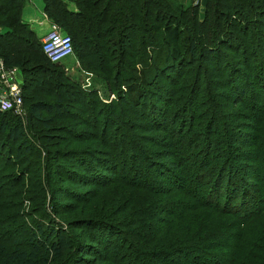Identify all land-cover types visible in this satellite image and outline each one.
<instances>
[{
  "label": "trees",
  "instance_id": "trees-1",
  "mask_svg": "<svg viewBox=\"0 0 264 264\" xmlns=\"http://www.w3.org/2000/svg\"><path fill=\"white\" fill-rule=\"evenodd\" d=\"M24 3L25 0H0V29H7L6 33L0 32V57L6 67L24 70L23 104L27 108L30 127L36 129L32 133L36 140L30 139L22 146L27 157L20 155L21 151L14 146L25 139L26 132L21 119L10 112H0V210L4 206L1 202L7 198L9 186L17 180L14 183L16 188L24 175L37 180L29 199L36 203L37 209L44 206L43 202L40 203L43 201L41 197L46 182L44 177L38 179L42 168H32L34 159L30 155L38 146L46 148L49 154L52 142L63 137L46 134L51 132L52 122L65 123L71 120L73 131L85 125L89 133V125L84 123L87 117L93 115L99 127L98 118L103 115L98 101L84 102L82 96L94 95L83 91L77 92L82 100L79 105L90 104L91 109H79V121L76 114L68 112V97L71 96L69 87L73 83L61 64H53L48 60L42 52L41 43L21 23L20 14ZM43 3L46 17L71 37L73 53L80 65L96 66L97 69H94L104 73L110 91H115V87L121 92L122 88L125 89L127 98L118 96V102L108 104L107 108L111 112L102 122V127L110 125L114 128L116 138L127 137L118 128L124 124L122 119L125 113L124 107H120V110L115 107L111 110V107L118 103L123 105L125 99L132 97L135 92L140 99L143 94H148L151 104L155 105L159 100L156 94L152 95L148 91L159 88L157 80L164 71L169 74L164 79L166 105L165 102L161 104V113L157 116L163 121L170 115L174 119V114L179 112L173 111L172 115L170 111L175 91L181 95L188 93L189 97L181 103L185 104L183 111L189 116L181 118L180 122L171 121L168 125L139 126L135 120L129 124L135 132L140 129L137 134L140 139H146L155 144L153 147L160 146L163 149V155L158 156L156 161L159 165L153 168L156 171L154 178L153 174H144L139 166H134L137 160L134 150L126 154L128 148L123 143L121 146L119 144L120 149H115L122 139L115 138L108 143L104 129L100 139H92L97 142V149L93 155H89L99 171L98 177L91 176L81 166L80 172L67 171L64 178L60 173L63 166L58 163L67 160H63L60 154L54 169L60 182L70 185V188L59 191L63 203L59 206L58 215L66 217V227L78 230L80 235L73 237L64 230H52L45 242L38 240L29 253L25 250L11 252L6 246L8 242L2 237L0 261L3 260L0 264H36L40 259L49 264V260H60L75 250L82 255L76 258L75 263L101 264L104 258L100 252L105 248L103 240L99 238L102 230L98 221L104 220L96 218L97 213L110 214L114 218V215L118 216L116 213L122 214L133 207L136 218L130 220L132 228L127 232L128 239L120 237L122 241L115 254L105 257L109 260L112 258L113 264H264V0H215L212 6H207L202 21L197 18L196 6L182 11L181 6L176 7L169 0H43ZM161 23H164L163 26ZM206 29L210 30L212 40L215 37L211 49L205 51V56L210 60H203L209 71L207 80L202 81L200 66L197 76L191 75L190 85L185 80L192 73L180 70L178 79L174 78L177 75L171 77L176 66L195 64L192 58L197 50L196 37H203ZM232 31L240 37L236 46L228 47L231 45L229 42L234 40ZM181 44L186 47L184 53H181ZM223 44L226 45L221 46ZM158 46L161 48L157 49ZM165 48L170 53L162 69L159 54ZM232 51L236 52V56L229 58ZM222 53L228 55L223 58L224 62H219L217 57ZM183 54L190 56L189 64H186L188 59ZM97 55L101 56L96 61ZM126 62H134L129 70L119 68L116 72L111 69V64L124 67ZM139 67L142 69V78H138L136 72ZM32 69H41L40 73L53 81L49 102L36 99L44 95L46 89L44 84L39 85V81L30 77L28 71ZM127 72L128 76L124 77ZM112 76L115 77V84ZM250 86H255L256 90L247 98ZM58 87L63 92L59 93ZM202 95L203 100L200 99ZM214 98L221 100L214 101ZM128 102H135L134 105L139 106L136 100L130 99ZM238 108L242 113L237 112ZM221 109L232 111L233 116L237 117L231 127L234 130L223 126V133L215 131L214 126L222 121ZM200 113L208 114L204 123L199 122ZM243 125L252 130L251 134L245 135L248 140L247 137L245 140L239 137ZM160 132L166 133L163 136L166 145L157 144L159 138H155V135ZM83 133L78 136V141L73 139L77 133L71 135L72 142L83 147V141H86ZM67 135L62 139L68 140ZM88 135L91 138L93 133ZM132 141L129 143L134 145ZM250 143L255 149L250 148ZM237 144L247 147L238 150ZM252 150H256L257 154L254 155ZM151 154H143L142 157L149 160L157 155ZM121 155L124 156L123 162L120 160ZM250 158H253L255 165L247 163L240 167L235 164L242 160L251 163ZM162 159L167 162H162ZM246 170L253 171L248 175L253 182L245 180ZM48 172L47 168L45 178ZM21 191L19 188L14 193L20 197ZM103 193L108 199L106 205L95 206V201ZM33 195H36L35 199ZM71 201L74 202L69 203ZM18 204L13 203L15 206ZM167 205L171 206V210L163 219V227L150 228L151 223L146 218L157 207ZM19 215L16 214L17 217ZM141 216H144L143 220ZM11 217L0 213V225L6 227L15 223ZM37 230L44 233L42 227ZM116 230L117 227L113 231ZM113 244L114 241L108 239V245L112 247ZM122 244L127 245V251Z\"/></svg>",
  "mask_w": 264,
  "mask_h": 264
},
{
  "label": "rangeland",
  "instance_id": "rangeland-1",
  "mask_svg": "<svg viewBox=\"0 0 264 264\" xmlns=\"http://www.w3.org/2000/svg\"><path fill=\"white\" fill-rule=\"evenodd\" d=\"M169 2H173V4L177 7V6H181L182 7V11L191 8L193 6H196L197 8V18L202 21L204 20V15L205 12L207 10V6H212L213 3L215 2V0H200V2H198L197 4L193 3V0H169ZM172 4V5H173ZM173 5V6H174ZM170 12H172V9L169 10ZM35 14L38 17H41L39 10H35ZM164 23H161V26H163ZM217 32H219V30H217ZM234 40H231L229 42L228 47L231 46H236L238 44V38L240 36L237 37L236 32L232 31ZM138 34V33H137ZM162 34V32H161ZM204 36L196 39L197 41V50H196V54L195 56L192 58L194 61V65H184L183 67H179L176 66L175 69V73L172 75L171 77L177 75V77H174L175 79H178V75L180 73V70H183L184 73L188 72V73H192L189 75L188 78H186V82L190 85V81H191V75L195 76L196 72H197V68H199V66L202 68V81L207 80V76H208V68L207 66L203 63L204 59L210 60V58L208 56H205V51L210 50L211 46H213L214 43V39L215 37H213L214 39L212 40L211 37V33L210 30H205L204 31ZM158 38L160 39L161 36L160 34H158ZM195 38V37H194ZM126 40V39H125ZM226 44H223L221 46H225ZM184 44H181V53L185 51L186 47H184ZM161 48V46H158L157 49ZM169 49H162V52L159 54L160 57L162 58V69L165 67V65L163 64V62H165V58L169 57ZM236 52L232 51L231 53H222L221 56L217 57L219 60V62H224L223 58H225L226 55L229 56V58H233V56ZM207 55V53H206ZM98 57L95 59L97 61V59H99V56L101 55H97ZM107 57L109 56V54L106 55ZM183 56L185 57V59H188V62L186 64H189L190 62V56L187 54H183ZM110 57V56H109ZM103 56L101 58V60H103ZM106 59V58H105ZM134 59V58H133ZM135 60V59H134ZM217 61V60H216ZM215 61V62H216ZM213 62V61H212ZM89 64V63H88ZM115 64V63H114ZM134 64L131 62H126V64H124V67H120L119 65L115 66L113 64H111V69H113L114 71L116 70V72L118 71L119 68H121L123 71L127 68V70H129L131 68V65ZM215 64V63H214ZM28 65V63H27ZM62 68L66 71L65 74H67V76L69 77V79L72 81L73 85H71L69 87L70 90V94L71 96L68 97L69 99V111L70 114H76V117L78 118L77 121L81 120L80 116L77 115V113L79 112V109H81L82 107L85 108V111H89L90 108V104L87 105H79V102H81L82 100H80L79 96L77 95V92H81L83 91L84 93H92L94 96H91L90 94L85 97H83L84 102H88V103H93V101L96 103L97 101L99 102V106H102V111L103 115L101 117L98 118L99 122H100V126L97 127L96 122L94 121V117L93 115H90L89 117L85 118L87 119V122L84 121V123H87L89 126V128H87L89 130V133L86 132L85 130V125L81 126V127H77L76 130L73 131V124L71 123V120L66 121L65 123H60V121H55L52 122L51 126H52V130L51 132H46V134H51L52 136L56 137V138H60L61 136L65 137V135L68 136V140L65 139H59V140H54L52 142L51 145V149H50V153L48 154L46 152V148L42 147L40 148V146L35 147V149H33V154L31 153V157L34 159L33 162V167L34 169H39L42 168L40 170L39 173V178L41 179L42 177H44L43 180H45L46 183H44L43 186V192H42V196L41 197V203H44V206H41V209H37L35 207L36 203L31 202V200L29 199L33 188L36 186L35 182L37 181L36 179H34L33 176H29L27 177L26 175H24V178H21L18 183L21 182L20 185L16 184V188L14 186V183H17V180L14 181L13 185L9 186V192L7 193V198L2 201L1 203L4 205L3 208H1L0 213L1 215H8V216H12L11 218H14L15 223L11 224L8 226L6 225H0V239L2 237H4L6 239L7 243V247L11 252H14V250H25V252L29 253L31 251H33L34 247L38 244V240H40L41 242H45L46 238L49 237L50 231H54L55 229L59 230H64L67 234L73 236V237H78L80 235V232L78 230H73L70 228L66 227V217H61L60 215H58V211H59V206L62 205V198L59 195V191L62 188H70V185H63L60 182V179H58L57 177V170L54 169L55 164H57V161L60 159V154H62L63 160L66 159V162H61L58 163L60 165H62L63 167L60 169V173L61 175L66 178L65 175L68 174L67 171H78L80 172V168L81 166L84 168V170H86L87 172H89L92 175L98 177L99 176V171L96 168L95 164L92 163V160L90 159L89 155H93L92 153L95 152V149H97V146L95 143L97 142H93L92 139H100L102 137V133L103 129L106 131V141L108 139V143H111V141H113L116 138V134L114 133V128L110 125H108V127H102L104 125H102V122L105 118V116L109 115L110 108H107V105L110 104L111 102H118V96L121 99L127 98V96H125V89H123V91L121 92L117 87H115V91H110L109 90V82L106 81L105 77L103 76L104 73L97 71L96 66H90L89 65H85L82 66L80 65V63H77V59H76V55H72L71 57H69L67 60H65L64 62L61 63ZM216 65V64H215ZM213 66V65H212ZM27 68V67H26ZM96 68V69H94ZM140 69V70H139ZM141 68L139 67L138 69H136L138 78H142L143 74L141 72ZM29 72L30 77L35 78L37 81H39L37 84H44L45 89H46V93L44 95H40L37 96L39 100L42 101H46L49 102L50 101V97H49V93L50 90H52L53 88V81H51L49 78H45L44 75H42L41 69H32ZM52 76V74L50 75ZM124 77L128 76V72L127 75H123ZM169 74L168 72L164 71V73L159 75V79L157 80L158 86L159 88H153L151 89L150 92L152 95L156 94V99L159 100L157 101V103L151 104V99L148 96V94H143L142 98L140 99L139 97L137 98V92L132 93V97H129V99H125L124 104L121 105L118 103L117 106H112V108H117V110H120V107H124V115H123V119H122V123H124L123 125L120 124L118 126L119 130L124 132V134L127 135V137L125 138H121V137H117L116 139H122V141H118V143L115 146V149L117 148L120 149L119 147L121 146V143H123L125 145V147L128 148L126 154H129L132 150H134V154L137 155L136 156V162L134 163V166H139V169L144 173V174H153V178L156 177V171L155 169H153L154 167H157L159 164L156 163L158 156H162L163 153V149L160 148V146H156L153 147V143L147 141L146 139H140L138 137V132L140 131V129L138 128V131L135 132V130H133V126H130V123H133L132 121H137L139 126H143L146 124H151V125H156V124H163L167 125L170 124V122H180L181 118H187V116H189L188 113H184L185 111H183V105L182 104V100L186 99V97L188 98L189 95L188 93L185 94H178L175 91V95L172 97V99L174 100V104L171 107V114L173 115V111L179 110V112H176L174 114V119L171 117V115L169 117H167L164 121L162 119H160L159 116H157V114H160L161 111V104H164V102L166 101V97H165V89H164V79H167L165 77H168ZM197 76V75H196ZM113 78V76L111 77ZM89 80V87H85V83H87V81ZM113 83L115 84V77L112 79ZM108 82V83H107ZM250 91H248V96L247 98L250 97V93L254 90H256L255 86L252 87L250 86ZM248 89V88H247ZM175 90L176 87H175ZM57 91L60 93L61 91L63 92V89H61L60 87L57 88ZM121 92V93H119ZM114 96V97H112ZM132 99L133 101H137V103L139 104V106H136L134 104H131V102L129 103L128 101ZM200 99L203 100L204 99V95L200 96ZM214 101H220L221 99H213ZM52 102V101H51ZM133 103V102H132ZM141 105V106H140ZM166 105V102H165ZM205 107V106H204ZM99 110V109H98ZM154 111H156L154 113ZM97 112V110H96ZM155 114L156 116L151 114ZM202 112V111H201ZM238 113H242L240 108H238L237 110ZM221 115H222V121L219 123L217 122V124L214 126L215 131L216 130H220L223 133V126H226L228 129H235V128H231L232 126H234V122L236 121L235 116H233L232 111H228L226 109H221L220 111ZM113 114V113H112ZM203 114V115H202ZM14 115V114H13ZM16 116V115H15ZM200 120L199 122L204 123V121L208 118V114L205 113H200ZM17 118L21 119V123L23 124L24 128H25V139L24 141H19L15 144V149H17L18 151L20 150L21 153L20 155H22L23 157H27V155H24L23 153V148L22 146H24L28 140H34L35 138L32 137V133L36 132V129H33V127H30L28 118V112H27V108L26 106H24L23 104V111L21 113V115L17 116ZM129 120V121H127ZM193 122V120H192ZM93 125V126H92ZM66 126H69L66 127ZM72 126V127H71ZM95 126V127H94ZM244 127L242 128V135H240V139L241 140H245L247 137L248 140V136H245L247 134H251L252 130L250 131L249 129H247V125H243ZM67 130V131H66ZM227 130V129H226ZM38 132L42 133V130L38 129ZM83 131H85V133H83ZM104 131V132H105ZM91 132L93 133V135H91V138L88 134H91ZM77 133V137L73 138L74 140L78 141V136H80L82 133L84 135V139H86V141H83V147L80 146L78 143L72 142V136ZM157 135H155V138H159L157 140V144H163L166 145L164 141V135H166V133H156ZM135 138H134V137ZM82 138V139H83ZM36 140V139H35ZM133 140V141H132ZM129 141H132L134 143V145H131L129 143ZM137 141V142H136ZM25 143V144H24ZM38 143H36L35 145H37ZM120 144V146H119ZM249 145V144H248ZM131 146V147H130ZM137 147V149H136ZM247 145H245V147L242 146V144H237V148L238 150L246 148ZM40 148V149H39ZM250 148L255 149L254 147H252V143H250ZM139 149V150H138ZM253 151V150H252ZM256 151V150H255ZM255 151H253L254 155H256L257 153H255ZM69 152V153H68ZM68 153V154H67ZM152 153L153 155L156 153L157 155L155 157H150V159H146L143 158L142 155L143 154H150ZM151 154V155H152ZM124 156L121 155L120 160L123 162V158ZM253 158H250L251 163H249V161H239L238 163H235L236 166H240L242 167L245 164H251V166L254 164L255 162H252ZM121 161H119V163H121ZM162 162L166 163L167 160H161ZM128 164V163H127ZM258 167L259 164H258ZM47 168L49 169V172L45 178V171H47ZM67 168V169H66ZM245 168V167H244ZM21 169V166L20 168ZM59 169V168H58ZM66 169V170H63ZM145 172H144V171ZM9 171V170H7ZM66 171V172H65ZM94 171V172H93ZM65 173V174H64ZM243 173V172H242ZM250 173H253L252 170H246L244 172V177H246V181L249 183L252 181V179H250V176H248ZM1 174V172H0ZM243 176V174H242ZM61 178V177H60ZM91 178V177H88ZM116 178L118 179V173L116 175ZM113 178L114 181H116L117 179ZM152 178V177H151ZM150 178V179H151ZM160 180V179H159ZM29 181H32L34 183H29ZM112 181V180H111ZM254 181V180H253ZM252 181V182H253ZM2 182L1 176H0V183ZM11 182V181H10ZM116 185V184H115ZM65 186V187H62ZM5 187L8 188V185L5 183ZM28 187V188H27ZM74 187V186H73ZM21 188L22 189V196L18 197L15 195L14 192H17L18 189ZM48 193V194H47ZM80 194V193H79ZM224 194V193H223ZM5 197V195H4ZM33 199L36 198V195L32 196ZM70 198V197H69ZM24 199V201H23ZM106 200H108L106 198V193H103L100 195V198L97 199L95 201V206H104L106 205ZM5 202H7V204H5ZM19 203L18 206L13 205V203ZM74 201H71L69 203H73ZM78 203V201H77ZM90 207H93L92 205ZM133 207V206H132ZM171 207V206H169ZM167 206H161V207H157L155 210L152 211V213L146 218V221H148V223H151V227L153 229H156L158 227H163V219L167 217V212L169 210H171L170 208ZM135 208L133 207L130 210H125L124 213L119 214L116 213L118 216L114 218H112L110 216V214L106 215H102V213H97L96 218H99L101 220L104 221H98V226L99 228L102 230V232H100V236L99 238H101V240H103V249L105 250H101L100 254L103 256V260L101 264H113L112 262V258L109 259H105V257H108L113 254H115V252L117 251V247L120 246V242L122 241L120 239V237L124 240H127L128 238H126L127 236H129V233H127L132 226L129 224L130 220L133 221L134 218H136V214H135ZM176 210V209H175ZM8 211V212H7ZM22 211V212H21ZM7 212V213H6ZM21 212V213H20ZM21 214L19 215L20 217H17L16 214ZM144 216H141L140 218L143 220ZM123 219V220H122ZM65 224V225H64ZM61 226V227H60ZM44 230V233L41 234L38 232L37 228H41ZM117 227L116 231H113L115 228ZM112 228V229H111ZM48 230V231H47ZM119 234V235H117ZM124 235L125 237H122L121 235ZM37 235H38V239H37ZM55 235L52 236V238H54ZM133 237V236H132ZM108 239H111L114 241L113 246L111 247L110 245H108ZM34 240V241H33ZM105 241V242H104ZM133 241H134V237H133ZM123 245V244H122ZM123 247L125 248L124 250L127 251V245ZM148 250V249H146ZM82 255L78 254L77 251H73L72 253H68L65 255L64 258L60 259V260H55V261H51L49 260V264H78L77 262L75 263L76 258H81ZM3 260V259H2ZM1 260V261H2ZM0 261V262H1ZM36 264H46L44 263V261H42L41 259L39 260L38 263Z\"/></svg>",
  "mask_w": 264,
  "mask_h": 264
},
{
  "label": "built area",
  "instance_id": "built-area-1",
  "mask_svg": "<svg viewBox=\"0 0 264 264\" xmlns=\"http://www.w3.org/2000/svg\"><path fill=\"white\" fill-rule=\"evenodd\" d=\"M193 1L194 4L200 2V0ZM41 49L53 64H61L74 55L71 37L56 24L51 25L50 31L42 39ZM89 84L88 80L84 85L89 87ZM22 111V83L17 77V70L6 67L0 57V112H10L19 116Z\"/></svg>",
  "mask_w": 264,
  "mask_h": 264
},
{
  "label": "crops",
  "instance_id": "crops-1",
  "mask_svg": "<svg viewBox=\"0 0 264 264\" xmlns=\"http://www.w3.org/2000/svg\"><path fill=\"white\" fill-rule=\"evenodd\" d=\"M35 10H39L41 17L35 14ZM20 20L23 25H26L28 29L34 34V38L41 43L42 39L50 31L51 25L54 23L49 20L44 13L43 0H25L22 7ZM0 32L6 33L7 29H0ZM77 63L79 64L78 60ZM17 70V77L21 80L22 87L25 81L24 70L14 67ZM66 71V69L64 70Z\"/></svg>",
  "mask_w": 264,
  "mask_h": 264
}]
</instances>
